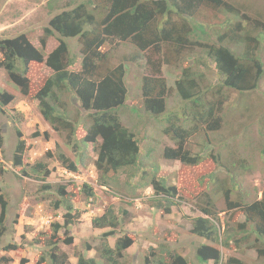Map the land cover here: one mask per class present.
<instances>
[{
    "label": "trees",
    "instance_id": "trees-1",
    "mask_svg": "<svg viewBox=\"0 0 264 264\" xmlns=\"http://www.w3.org/2000/svg\"><path fill=\"white\" fill-rule=\"evenodd\" d=\"M69 6L72 7L68 8ZM90 6L104 11L100 20L89 12ZM65 7L54 14L44 29V35L39 40L41 48L32 44L28 32L0 39V67L5 69L11 82L20 88L24 96L31 93L28 73L33 63H44L52 71L44 84L37 89L34 98L43 119L56 132L65 134L68 146L79 154L78 164L60 151L57 158L64 169L69 173H77L80 166L86 165V155L76 137L78 128L82 126L86 135L81 143L96 145L98 149V156L93 164L98 173V186L108 191L115 189L119 194V176L123 173L128 177L124 185L134 199L151 187L154 196L148 204L160 209L163 215L170 214L173 207L180 206V202L176 200V187L170 185L166 179L158 178V169L154 168L151 173L143 169L141 145L145 139L125 125L124 120L129 116L126 111L136 114L130 118L136 119L135 123L142 124V128L145 126L143 119L146 116H152L160 124L165 122L167 125L163 132L173 133L176 146L164 148V158L188 167L198 166L203 161L201 137L218 132L225 126L227 112L224 111L223 91L234 90L241 95L254 91L264 75V65L258 57V43L264 34V22L246 18L247 14L232 0H103L102 6L95 0L79 3L72 0ZM206 14L212 15L211 19ZM235 17H242L244 24L232 22L231 19ZM248 24L251 25L249 29ZM214 29H217L218 34L212 33ZM53 36L60 38L59 45L46 54L49 39ZM71 39H78L82 44L80 53H72L68 43ZM126 42L146 55L148 62V68L145 66L147 73L142 79L143 110L128 107L126 63L101 72V64L109 60L105 47H114V43L115 46H120ZM149 53L159 56L157 66L152 62V56L147 55ZM175 59L177 64H182L181 75L176 80V90L183 104L168 111L170 89L165 78L161 77L160 69L165 61L173 63ZM210 62L214 63L220 75L217 88H214L213 83L205 88L201 84L205 76L200 68ZM77 63L80 67L72 70ZM209 93H212L211 100L206 97ZM7 98V94L0 93V107L7 104ZM16 133L18 142L10 161L15 168L23 166L26 150L23 133L20 130ZM44 135L49 138L48 133ZM206 140L211 142L209 138ZM4 143L0 129L1 151ZM261 153L264 155V151ZM212 154L211 158L221 170L223 153ZM245 162V159L240 160L244 169ZM139 170L142 171L140 177L143 183L134 185L132 181ZM3 172L4 165L0 162V174ZM32 172L38 176L46 172L42 180L49 175L44 164H38ZM214 174L208 176L206 184L199 186L202 188L198 187L193 196L201 215L192 219L193 228L190 234L204 239V243L196 251V260L200 264H220L222 250L219 247L228 249L229 244L235 242L237 232L244 233L247 225H251L253 229L248 234H256V242L260 241L261 246H264V189L262 198L254 202H248L247 195L237 196L232 200V189L222 183L226 209L221 210L213 200V196L220 189H212L215 184L217 187L218 181ZM232 185L233 190L241 195L239 186L234 181ZM41 188L44 194L51 191L56 194L51 201L55 210L65 208L63 223H52L49 236L28 242L29 246L43 245L45 248L38 256L37 264H70V257L61 245L74 244L72 227L80 222L84 214V211L76 208V204L82 201L78 194H85L88 200H95V188L87 184L71 191L66 185H57L52 189V185L46 184ZM126 204L128 206L129 203ZM123 206L118 210L109 206L104 214L92 219L93 228L106 230L100 235L102 244L97 249L105 264H131L126 261V253L136 243L139 234L128 233L123 229L131 220V214ZM8 212V197L0 190V246L9 232ZM224 212L231 213V217L225 222L222 237L220 215ZM241 215L244 217L242 223L239 220ZM116 236L118 238L115 245L111 247L108 240ZM247 238L241 237V242ZM2 248L3 251L10 252L24 247L10 241ZM93 249V245L87 241L82 251L75 255L77 264H99L96 259L87 255ZM258 253L264 257V248L259 247ZM0 262L8 264L10 259L2 257ZM142 264L190 263L181 254L170 251L168 245L160 244L157 248H150ZM227 264L244 263L236 257H229Z\"/></svg>",
    "mask_w": 264,
    "mask_h": 264
},
{
    "label": "rangeland",
    "instance_id": "rangeland-1",
    "mask_svg": "<svg viewBox=\"0 0 264 264\" xmlns=\"http://www.w3.org/2000/svg\"><path fill=\"white\" fill-rule=\"evenodd\" d=\"M71 1L0 0V39L28 32L31 35L32 44L41 48L39 40L44 35V29L48 26L50 19L54 14L66 8L67 3ZM82 1L86 0H76V3ZM95 2L101 6L103 4V0H95ZM232 2L236 5L239 4L242 12L247 14L246 18L264 22V0H232ZM50 7L53 9L51 10ZM88 9L97 20H100L104 14V11L92 6ZM205 16L209 19L212 17L210 14ZM231 20L235 24L238 22L244 24L245 22L242 17H235ZM250 26L248 24L247 29ZM216 31L217 29H214L212 33L218 34ZM257 34L258 31H256L255 36ZM261 36L262 38L258 43L260 46L258 57L264 65V34ZM59 39L58 36L49 39L46 54L59 45ZM68 43L72 53H80L82 44L78 39L68 40ZM114 47L110 45L105 47L109 53V60L101 64V72L126 63L125 81L129 91L128 107H138L143 110L142 79L147 73L145 66L148 68L146 55L144 56L135 46L127 42L120 46H115L114 43ZM147 55L152 56V62L157 66L160 61L159 56L153 53ZM167 59L170 58L167 57ZM1 60L2 55L0 54ZM165 62L160 71L161 77L165 78L170 89L169 97H171L167 101V109L171 111L183 104L176 90V80L181 75L182 64L181 62L177 64L176 59L173 63ZM79 67V63H77L72 70H77ZM215 67L213 62L207 66H201L200 71L205 76V79L201 80L203 88L212 85V83L214 88L218 87L220 75ZM29 69L28 78L31 81V93L24 96L20 88L11 82L5 69L0 67V93L8 95L7 104L0 107V129L5 140L3 151L0 150V162L4 165V172L0 174V190L7 195L9 201L7 216L9 232L0 246V259L7 257L10 259L8 264H37L38 256L45 248L43 245L31 247L28 242L40 237L47 238L51 233L52 223L56 221L63 223L62 215L65 213V208L61 207L60 210L53 208L51 201L56 194L54 191L44 194L41 187L46 184L52 185V189H55L57 185H66L70 191L82 188L84 184H87L94 187L96 191L97 199L95 200H88L85 194H78V196L81 195L82 201L76 204V208L84 211V214H82L80 222L72 227L74 244L71 246L61 245V248L70 257V264H77L78 260L75 255L82 251L83 245L87 241L94 248L88 252V257L96 259L99 264H105L97 249L102 244L100 235L106 230L93 228L92 219L104 214L109 206L118 210L126 203H129L128 206L126 204L123 207L127 208L131 214V222L129 221L123 229L128 233L139 234L136 243L127 253L125 252L128 255L127 262L142 264L151 247L157 248L160 244H166L170 251L181 254L188 259L190 264H200L196 260V251L204 243V239L190 234L193 228L192 219L201 215L195 206L193 196L195 192L197 193L198 190L196 189L199 186L206 184L208 176L215 173L214 175L218 178L217 187L215 184L212 189H220L213 196V200L221 210L226 209L222 183L232 189V200L237 196L246 197L244 195L248 196L246 197L248 202L262 198L264 189V155L261 153L264 151V75L258 84V88L254 91L243 95L234 90L225 89L223 91L224 111L227 112L225 126L218 132H212L201 137L203 161L195 167L184 166L178 161H169L164 158V148L176 146L173 133L165 134L163 132V128L167 125L165 122L160 124L152 116H146L143 119L145 126L142 128L140 127L142 124L137 125L135 123L136 119H131V115L136 114H129L126 111L129 116L124 120L125 125L145 139L141 145V156L144 160L143 169L150 173L153 172L154 168L158 169L157 177L166 179L170 185L176 187V200L180 202V206L173 207L170 214L163 215L160 209L148 204V201L153 199L154 190L149 187L141 192L139 198L134 199L133 194L128 193L129 189L124 185L128 177L123 173L119 176L121 181L118 188L119 194L115 192V189L108 191L98 186V173L93 165L98 156V149L96 145L81 143L86 135L82 126L78 128L76 137L86 155V165L80 166V171L77 173H69L62 167L57 158L60 151L78 164L79 154L68 146L65 134L56 132L43 119L38 102L34 98L37 89L44 84L52 71L44 63H33ZM148 74L151 73L148 72ZM211 96L212 93L206 95L209 100L212 99ZM138 126L140 128L135 130L134 128ZM17 130L23 133L26 150L23 166L15 168L10 161L13 159L18 142ZM45 133H48L49 138H46ZM207 138L211 142H208ZM227 144L229 145L227 146ZM220 147L222 150L219 151ZM217 152L223 153L221 164L224 169L221 167V170L217 168V164L210 156ZM242 159L246 160L243 163L246 164L245 169L240 164ZM38 164L46 165V171H49V175L44 180L42 178L46 172L40 176L34 175L32 172V169ZM25 173H31L32 176ZM136 175L132 183L134 185L143 183L142 177H140L142 171H137ZM233 181L239 186L238 191L242 193H240L241 195L233 190ZM201 188L199 187V189ZM229 217H231V213L224 212L220 215L222 237L225 222ZM239 218L242 223L244 217L241 215ZM252 230V226L247 225L244 233L237 232L235 242L230 243L228 249L219 247L222 250L220 264H227L229 257H236L244 264H264V257L258 253L259 247L263 249L264 246H261L260 241L256 242V234H248ZM244 236L248 238L241 242V237ZM117 238L118 236L109 238L108 243L111 247H114ZM10 241L23 245L24 248L17 251H3L2 247Z\"/></svg>",
    "mask_w": 264,
    "mask_h": 264
},
{
    "label": "crops",
    "instance_id": "crops-1",
    "mask_svg": "<svg viewBox=\"0 0 264 264\" xmlns=\"http://www.w3.org/2000/svg\"><path fill=\"white\" fill-rule=\"evenodd\" d=\"M2 28H6V27H2Z\"/></svg>",
    "mask_w": 264,
    "mask_h": 264
}]
</instances>
